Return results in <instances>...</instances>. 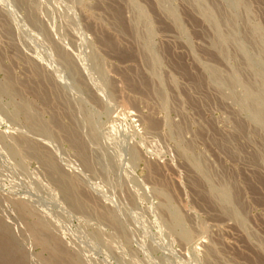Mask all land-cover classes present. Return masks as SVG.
I'll return each instance as SVG.
<instances>
[{
    "label": "rangeland",
    "instance_id": "rangeland-1",
    "mask_svg": "<svg viewBox=\"0 0 264 264\" xmlns=\"http://www.w3.org/2000/svg\"><path fill=\"white\" fill-rule=\"evenodd\" d=\"M63 262L264 264V0H0V264Z\"/></svg>",
    "mask_w": 264,
    "mask_h": 264
},
{
    "label": "bare ground",
    "instance_id": "bare-ground-1",
    "mask_svg": "<svg viewBox=\"0 0 264 264\" xmlns=\"http://www.w3.org/2000/svg\"><path fill=\"white\" fill-rule=\"evenodd\" d=\"M113 8H115V7H113ZM113 11V10H112ZM114 13V12H113ZM121 17V16H120ZM119 18V17H118ZM116 20V19H115ZM37 85V84H36ZM37 89H38V87H37ZM44 91V90H43ZM56 120V119H55ZM61 130V129H60ZM70 131H71V129H70ZM67 133H68V131H67ZM75 133V132H74ZM26 148V147H25ZM3 232V231H2ZM35 233V232H34ZM38 240H40V239H38ZM15 245V244H14ZM58 246V245H57ZM44 247V246H43ZM6 249V248H5ZM8 252H10V251H8ZM62 252V251H61ZM70 255V254H69ZM71 256V255H70ZM53 258V257H52ZM5 260V259H4ZM60 260H61V258H60ZM57 261V260H56ZM64 261V260H63ZM66 262V261H65ZM65 262H63L64 264H65ZM13 264V263H12ZM68 264V263H67Z\"/></svg>",
    "mask_w": 264,
    "mask_h": 264
}]
</instances>
